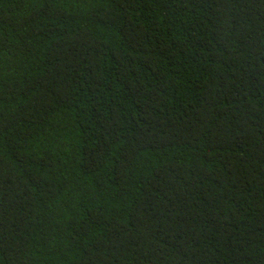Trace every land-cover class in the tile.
<instances>
[{
  "label": "trees",
  "instance_id": "16d2710c",
  "mask_svg": "<svg viewBox=\"0 0 264 264\" xmlns=\"http://www.w3.org/2000/svg\"><path fill=\"white\" fill-rule=\"evenodd\" d=\"M0 264H264V0H0Z\"/></svg>",
  "mask_w": 264,
  "mask_h": 264
}]
</instances>
